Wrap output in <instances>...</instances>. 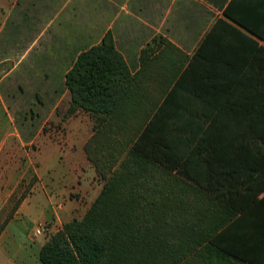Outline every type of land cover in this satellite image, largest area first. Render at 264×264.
<instances>
[{"label": "crops", "instance_id": "0c3cea01", "mask_svg": "<svg viewBox=\"0 0 264 264\" xmlns=\"http://www.w3.org/2000/svg\"><path fill=\"white\" fill-rule=\"evenodd\" d=\"M106 31L130 73L140 71L141 49L157 35L186 55L147 127H186V178L205 176L208 186L220 179V188L236 189L239 197L250 192L247 212L264 204V0H0V213L18 182L11 171L14 145L20 149L38 135L25 128L32 119L21 117L14 96L22 93L20 86L54 98L42 125L51 118L63 125L62 149L53 145L50 157L58 153L59 160L68 161L67 171L49 169L40 156L36 188L0 228V264H39L47 237L28 233L32 202L38 223L51 219L50 227L59 228L81 218L99 192L91 194L93 183L84 174L88 169L91 179L97 178L83 149L93 119L82 108L66 114L65 74ZM147 85L149 92H158L154 82ZM244 124L246 134L240 137ZM225 126L238 129L213 132ZM41 171L51 172L50 181ZM235 220L211 242L231 252L225 235Z\"/></svg>", "mask_w": 264, "mask_h": 264}, {"label": "trees", "instance_id": "16d2710c", "mask_svg": "<svg viewBox=\"0 0 264 264\" xmlns=\"http://www.w3.org/2000/svg\"><path fill=\"white\" fill-rule=\"evenodd\" d=\"M164 49L172 55L163 57ZM185 60L157 35L141 49L140 71L130 73L110 31L77 55L65 74L66 114L82 108L92 117L93 132L83 149L103 182L81 218L47 237L39 264H261L264 204L247 212L250 192L239 197L236 189L220 188V179L209 187L205 176L186 178V127H147ZM148 82L157 84L158 92H149ZM232 129L238 127L213 132ZM238 133L246 134V124ZM234 220L225 235L229 252L211 238Z\"/></svg>", "mask_w": 264, "mask_h": 264}, {"label": "rangeland", "instance_id": "374dc122", "mask_svg": "<svg viewBox=\"0 0 264 264\" xmlns=\"http://www.w3.org/2000/svg\"><path fill=\"white\" fill-rule=\"evenodd\" d=\"M160 47H163L164 44H160ZM163 55V57H167L169 55H172L169 49H164L163 51H160ZM1 72V68H0ZM14 77V76H13ZM20 89L22 90V93H20L18 90L15 93V97H18L19 104L18 106L21 109V117H25L28 119L27 121L30 122L29 119H32V125L31 126H26L25 128L30 131L31 136L38 133V135L34 138L33 141L29 142L28 144H25L22 146L20 149L16 148V145H14V154H15V159H14V167L11 171L14 170V178L18 180L17 185L13 189V192L11 193L9 199L4 203L1 213H0V228L3 226L9 216H11L12 211L14 209H17L20 202L23 200L27 194H29L33 188L35 187V184L37 183V173L36 171L38 170L40 166V156L44 155L45 156V161L47 164V167L50 168H61L66 169L68 168L67 160L61 161L59 160L58 153L55 155V157H50L53 154V145L59 146L60 149H62V136H63V131L65 132V129L63 128V125L58 122L56 119L51 118L48 119L47 121L44 122L42 125V121L44 120L46 110L50 108L52 105V100L54 99L52 95L49 94H44L40 95L38 93H33L32 87H27L26 86H20ZM11 96H9L10 98ZM13 112V111H11ZM59 112V111H57ZM45 114V115H44ZM18 115V114H17ZM18 117V116H17ZM22 121V119H21ZM20 120L17 119V124L19 125ZM21 128V126H19ZM63 130V131H62ZM46 143V144H44ZM42 147V150L44 152L40 153L39 150ZM46 157H48L46 159ZM65 163V164H64ZM92 165V164H91ZM93 166V165H92ZM50 172V171H49ZM41 173L44 176L45 180H48V176L51 175L50 173H46L44 171H41ZM46 173V174H45ZM84 174L88 176V182L93 183V189L91 194L95 193L98 189L100 190L102 186V179L97 176L96 174V179H91L89 176L88 169H85ZM7 177H4V180ZM50 181V180H48ZM34 203L32 202L29 207H30V227L32 228L28 233H32L34 230L39 227V225H43L45 227H48L45 231L41 232L42 236L48 237L50 234L54 233L57 231L59 228H51V223L52 220L50 219L45 222L38 223V214H36V207L34 209ZM5 206V207H4ZM62 226V225H61ZM264 264V259L262 260ZM261 262V264H262Z\"/></svg>", "mask_w": 264, "mask_h": 264}, {"label": "built area", "instance_id": "2783aa9c", "mask_svg": "<svg viewBox=\"0 0 264 264\" xmlns=\"http://www.w3.org/2000/svg\"><path fill=\"white\" fill-rule=\"evenodd\" d=\"M47 228H48V227H45V226H43V225L40 224L39 227H37V228L34 230L33 234H34V235L40 234L41 232L45 231Z\"/></svg>", "mask_w": 264, "mask_h": 264}]
</instances>
